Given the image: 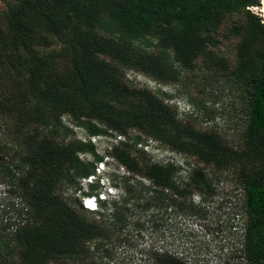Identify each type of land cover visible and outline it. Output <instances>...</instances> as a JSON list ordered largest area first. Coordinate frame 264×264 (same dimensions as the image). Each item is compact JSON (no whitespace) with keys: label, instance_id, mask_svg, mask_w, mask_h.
<instances>
[{"label":"trees","instance_id":"16d2710c","mask_svg":"<svg viewBox=\"0 0 264 264\" xmlns=\"http://www.w3.org/2000/svg\"><path fill=\"white\" fill-rule=\"evenodd\" d=\"M6 1L0 12V179L12 198L2 208L16 216L5 218L9 232L0 234V264H78L102 248L109 226H126L132 196L113 201L108 212L106 199L92 211L57 192L63 183L80 191L81 179L95 174L104 160L95 136L122 138L106 151L126 172L114 174L112 185L119 186L118 178L147 181L145 209L197 215L192 193L202 201L213 195V176L197 164L231 168L244 192L243 256L264 264V22L253 10L261 0ZM237 14L226 26L238 40L232 63L208 49ZM200 58L242 92L245 122L235 142L182 118L171 95L127 78L132 70L176 84ZM65 117L88 138L76 137ZM143 136L193 159L187 162L192 171L183 176L172 161H151ZM89 186L85 196L96 189ZM149 259L191 264L163 249Z\"/></svg>","mask_w":264,"mask_h":264},{"label":"rangeland","instance_id":"374dc122","mask_svg":"<svg viewBox=\"0 0 264 264\" xmlns=\"http://www.w3.org/2000/svg\"><path fill=\"white\" fill-rule=\"evenodd\" d=\"M261 7L253 10L260 13ZM7 10V1L0 0V12ZM239 15H233L222 25L217 34L218 44L209 47L212 55H219L234 63L236 45L238 40L229 37L226 26L232 19ZM61 45H53L45 48V51L59 49ZM206 58H200L193 70L181 72L180 81L176 84H163L155 79L139 72L127 70V78L137 86L148 87L153 91H160L171 95L169 103L176 107L182 118H186L196 127L217 131L223 138L235 142L244 122V108L242 92L233 81L219 69L211 67ZM63 121L72 126L65 117ZM75 136L87 139V134L78 127L72 126ZM137 134V132H131ZM142 148L146 151L151 161L166 163L168 161L180 165L181 174L185 176L193 169L194 160L178 153L150 137H142ZM91 140L96 150L104 156L99 165V172L95 174L92 182L80 183L81 190L75 191L73 186L59 185L57 192L69 201L82 202L85 197L83 191H90L89 184L95 185L96 192H103L107 202V211L111 209L113 201H119L123 196H132L128 219L124 228L109 226L108 239L102 248L93 252L89 258L78 264H159L150 261V252L163 250L169 251L172 256L182 255L191 264H249L244 256V239L242 227L247 222V214L244 205V192L238 185L235 174L231 168L227 170L206 167L198 163L197 167H203L213 177V195L206 194L205 200L197 192H193L190 200L200 208L197 215H191L188 211H179L178 208L142 207L147 198L145 187L150 188L147 181L142 185L130 181L125 183L117 179L118 187L112 185L114 174L119 176L126 174L125 170L116 164L106 151L119 140L120 137L95 136ZM83 159L91 160L88 154L80 155ZM187 162L192 163L188 165ZM130 190H127V189ZM141 192L139 201L135 197ZM136 195V196H135ZM12 198L6 192V186L0 179V234L6 236L8 229H3L8 216H16L14 212L5 213L3 206L11 202ZM141 203V205L139 204ZM99 210V204L98 209ZM95 215H93L94 217ZM96 218V217H95ZM238 224L236 228L228 225ZM226 224V225H225ZM235 229V230H234ZM230 231V232H229ZM240 254H238V248ZM91 244V250L94 248ZM232 253L234 257L227 254ZM226 256V257H225ZM226 258H229L226 261ZM65 264H72L66 262Z\"/></svg>","mask_w":264,"mask_h":264},{"label":"built area","instance_id":"2783aa9c","mask_svg":"<svg viewBox=\"0 0 264 264\" xmlns=\"http://www.w3.org/2000/svg\"><path fill=\"white\" fill-rule=\"evenodd\" d=\"M101 163H99L95 169V174H97L99 172V165ZM95 174L93 175H89L88 177L86 178H83L81 179V183L83 182H92L94 177H95ZM106 199L105 195L103 192H100L98 194H90V195H86L83 199H82V206L88 210H91L93 207H95L96 209L98 208V202L99 200H102V199ZM238 226V224H235L232 228H236ZM235 230V229H234ZM242 234H243V239H244V234H245V225H243L242 227ZM242 248V244H240V248H238V254H240V250Z\"/></svg>","mask_w":264,"mask_h":264},{"label":"water","instance_id":"95a60500","mask_svg":"<svg viewBox=\"0 0 264 264\" xmlns=\"http://www.w3.org/2000/svg\"><path fill=\"white\" fill-rule=\"evenodd\" d=\"M260 15L263 17L264 22V0H261V6H260Z\"/></svg>","mask_w":264,"mask_h":264},{"label":"clouds","instance_id":"9594fccd","mask_svg":"<svg viewBox=\"0 0 264 264\" xmlns=\"http://www.w3.org/2000/svg\"><path fill=\"white\" fill-rule=\"evenodd\" d=\"M102 200H105V198L102 199ZM91 210H92V211H96L97 209H96L95 207H93Z\"/></svg>","mask_w":264,"mask_h":264}]
</instances>
